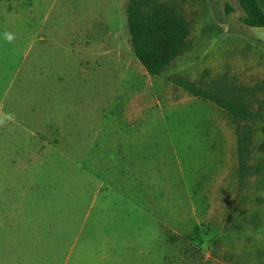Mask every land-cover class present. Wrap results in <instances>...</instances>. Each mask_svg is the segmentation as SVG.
<instances>
[{"label": "rangeland", "instance_id": "1", "mask_svg": "<svg viewBox=\"0 0 264 264\" xmlns=\"http://www.w3.org/2000/svg\"><path fill=\"white\" fill-rule=\"evenodd\" d=\"M128 1L0 0V264H264V29L237 0L182 1L191 48L146 77ZM177 74L256 97L244 164ZM150 95L160 111L123 127Z\"/></svg>", "mask_w": 264, "mask_h": 264}, {"label": "trees", "instance_id": "2", "mask_svg": "<svg viewBox=\"0 0 264 264\" xmlns=\"http://www.w3.org/2000/svg\"><path fill=\"white\" fill-rule=\"evenodd\" d=\"M182 1L185 0L128 1L126 14L129 43L134 62L138 64L141 75L162 76L191 48L193 19L188 17ZM237 2L244 12V24L250 28L264 29V0H237ZM170 82L185 95L210 102L233 122L238 135L239 159L241 164H244L245 154L250 152L249 125L261 117L260 106L255 107L254 104L256 97L248 98L250 91L243 88L217 86L214 89L181 74L174 75ZM134 85L135 83H131V88ZM154 102L153 96L150 95L148 105ZM142 105L144 104L140 102L135 107ZM117 111L120 114L121 110ZM190 113L199 117L197 112ZM244 169L245 167L242 168ZM231 178L233 172L230 170L222 181L226 183Z\"/></svg>", "mask_w": 264, "mask_h": 264}, {"label": "crops", "instance_id": "3", "mask_svg": "<svg viewBox=\"0 0 264 264\" xmlns=\"http://www.w3.org/2000/svg\"><path fill=\"white\" fill-rule=\"evenodd\" d=\"M155 109L158 110V111H160L159 106H157L156 104L147 105V106H141L139 108L133 109L132 112H131V114H130L131 115L130 120L127 121V122L126 121H121V123L123 124L122 126L123 127L126 126V128H130L131 130L132 129H135V128H138V127L141 128V125L145 122V119H146L145 114L148 113V112H150V111L152 112ZM135 144H136V140H135ZM118 151L120 152L122 150L119 149ZM126 162H127V164L131 165L129 161H125L124 163H126ZM97 167H99V166H97ZM137 171H140V167L134 165L133 166V170H132V176L133 177H135L136 174L138 175ZM124 173H125V171H122V176L123 177H125L124 176ZM144 177L145 178L147 177V180L146 179L144 180V178H141V180L142 181H145V183H146L147 186H150V180L148 179V174H145ZM127 178H129V176H127Z\"/></svg>", "mask_w": 264, "mask_h": 264}]
</instances>
